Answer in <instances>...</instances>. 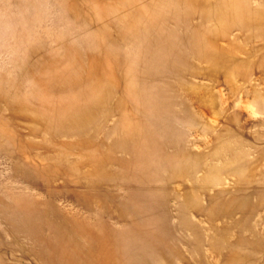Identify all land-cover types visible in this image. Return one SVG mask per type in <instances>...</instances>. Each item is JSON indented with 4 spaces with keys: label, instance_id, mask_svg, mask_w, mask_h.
Listing matches in <instances>:
<instances>
[{
    "label": "rangeland",
    "instance_id": "374dc122",
    "mask_svg": "<svg viewBox=\"0 0 264 264\" xmlns=\"http://www.w3.org/2000/svg\"><path fill=\"white\" fill-rule=\"evenodd\" d=\"M0 75L4 263L264 264V0H0Z\"/></svg>",
    "mask_w": 264,
    "mask_h": 264
},
{
    "label": "bare ground",
    "instance_id": "6f19581e",
    "mask_svg": "<svg viewBox=\"0 0 264 264\" xmlns=\"http://www.w3.org/2000/svg\"><path fill=\"white\" fill-rule=\"evenodd\" d=\"M51 49V48H50ZM49 50V49H48ZM45 51V50H44ZM19 58V57H18ZM18 61V60H17ZM18 63V62H17ZM26 69V68H25ZM2 74V73H1ZM5 75V74H4ZM23 75V74H22ZM1 76V75H0ZM3 76V75H2ZM1 76V77H2ZM6 76V75H5ZM4 77V76H3ZM8 78V77H7ZM3 79H5V77L3 78ZM11 79V78H10ZM2 81V80H1ZM8 81V80H7ZM9 82V81H8ZM2 83V82H1ZM8 91H9V87H8ZM57 112H59V111H57ZM51 128H52V126H51ZM42 226H48V227H52L50 224H48V225H44V224H42V225H40V226H38L37 227V225L35 224V220L34 219H29V220H27V224H26V227L24 228L25 229V231H20L21 233H24L25 235H28V236H31V237H33V238H36V237H39V238H41V237H45V236H41V235H45V232L43 231H37V229L38 230H40L39 229V227H42ZM39 235V236H38ZM0 258H2V257H0ZM0 264H6V263H4L3 262V260H1L0 259Z\"/></svg>",
    "mask_w": 264,
    "mask_h": 264
}]
</instances>
